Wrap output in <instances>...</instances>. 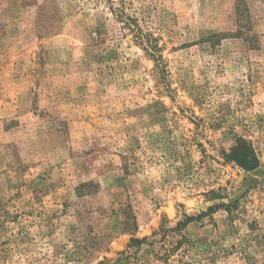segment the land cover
Listing matches in <instances>:
<instances>
[{"label": "rangeland", "instance_id": "rangeland-1", "mask_svg": "<svg viewBox=\"0 0 264 264\" xmlns=\"http://www.w3.org/2000/svg\"><path fill=\"white\" fill-rule=\"evenodd\" d=\"M0 264H264V0H0Z\"/></svg>", "mask_w": 264, "mask_h": 264}, {"label": "trees", "instance_id": "trees-1", "mask_svg": "<svg viewBox=\"0 0 264 264\" xmlns=\"http://www.w3.org/2000/svg\"><path fill=\"white\" fill-rule=\"evenodd\" d=\"M147 41H150L149 39ZM156 46H146L149 50H152L153 56L158 60V56L155 54L154 49ZM224 158L228 161L236 163L244 170H254L260 164L259 156L253 146L245 138H238L237 143L231 148L230 152L224 153Z\"/></svg>", "mask_w": 264, "mask_h": 264}]
</instances>
